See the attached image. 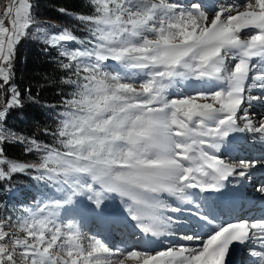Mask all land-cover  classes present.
Listing matches in <instances>:
<instances>
[{
    "label": "snow or ice",
    "instance_id": "obj_1",
    "mask_svg": "<svg viewBox=\"0 0 264 264\" xmlns=\"http://www.w3.org/2000/svg\"><path fill=\"white\" fill-rule=\"evenodd\" d=\"M84 3L56 9L77 35L39 23L35 0H0V192L14 193L17 174L40 186L30 204H0V264H236L257 241L249 258L264 264V218L217 222L201 200L264 168L219 155L234 134L264 142L251 112L264 106V0ZM29 39L61 72L59 101L43 105L50 142L7 127L23 106L16 65ZM16 144L35 160L9 158ZM115 199L133 229L117 247L84 231Z\"/></svg>",
    "mask_w": 264,
    "mask_h": 264
},
{
    "label": "trees",
    "instance_id": "obj_2",
    "mask_svg": "<svg viewBox=\"0 0 264 264\" xmlns=\"http://www.w3.org/2000/svg\"><path fill=\"white\" fill-rule=\"evenodd\" d=\"M37 7L33 9L39 17V23L55 24L51 29L57 32L62 27H68L77 35H83L77 22L71 16H63L56 9L60 6L73 10V14L86 11L84 0H35ZM43 45L38 40H25L19 49V60L16 65V83L23 93V106L10 112L7 118V127L12 131L25 136H35L42 142H50V137L43 135L44 127H54V114L46 103H56L60 99L58 94L62 85L59 83L61 72L57 69L54 60L43 51ZM72 47H75L73 44ZM52 56H55L53 50ZM26 89H31L32 96L38 101L33 103L27 99ZM6 155L21 162H32L35 154H25L22 146L10 145ZM14 193L0 192V204H28L39 195V185L26 176L17 174L14 177Z\"/></svg>",
    "mask_w": 264,
    "mask_h": 264
},
{
    "label": "rangeland",
    "instance_id": "obj_3",
    "mask_svg": "<svg viewBox=\"0 0 264 264\" xmlns=\"http://www.w3.org/2000/svg\"><path fill=\"white\" fill-rule=\"evenodd\" d=\"M28 204H30V203H28ZM13 205H15V204H10V205H7V206L11 209ZM21 205L16 204L17 207H20ZM105 206H112L113 208H116V210H114V213L117 214V215H121L122 216L123 213L125 214L124 206L116 204L114 200L106 202ZM93 216H95V215H93ZM85 233L88 234V232H86V231H85Z\"/></svg>",
    "mask_w": 264,
    "mask_h": 264
},
{
    "label": "bare ground",
    "instance_id": "obj_4",
    "mask_svg": "<svg viewBox=\"0 0 264 264\" xmlns=\"http://www.w3.org/2000/svg\"><path fill=\"white\" fill-rule=\"evenodd\" d=\"M252 114H257L258 115V119L260 118V117H264V111H262V112H260V113H252Z\"/></svg>",
    "mask_w": 264,
    "mask_h": 264
}]
</instances>
